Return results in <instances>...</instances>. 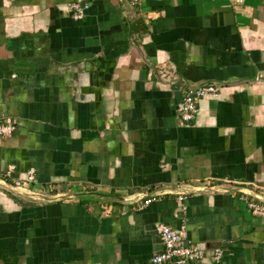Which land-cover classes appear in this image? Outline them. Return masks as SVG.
<instances>
[{
  "label": "crops",
  "instance_id": "crops-1",
  "mask_svg": "<svg viewBox=\"0 0 264 264\" xmlns=\"http://www.w3.org/2000/svg\"><path fill=\"white\" fill-rule=\"evenodd\" d=\"M75 1L0 0V264H264V0Z\"/></svg>",
  "mask_w": 264,
  "mask_h": 264
},
{
  "label": "built area",
  "instance_id": "built-area-1",
  "mask_svg": "<svg viewBox=\"0 0 264 264\" xmlns=\"http://www.w3.org/2000/svg\"><path fill=\"white\" fill-rule=\"evenodd\" d=\"M142 0H129L132 7H139ZM68 10L75 20L83 19L85 6L82 1L76 0L70 3ZM218 85L202 84L187 92L177 105V116L181 123H191L197 113V102L205 97H215L218 93ZM13 125L0 119V136H8L13 130ZM34 182V169H29L24 180H17L14 186L30 191L31 184ZM147 202H145L146 204ZM247 208L251 214L264 218V205L259 202H248ZM160 238L162 250L150 258L151 264H183L186 260L200 259L203 256L202 251L194 246L183 245L184 229L178 231L172 230L166 225H158L156 228ZM221 252L216 250L214 253L215 260L219 258Z\"/></svg>",
  "mask_w": 264,
  "mask_h": 264
},
{
  "label": "water",
  "instance_id": "water-1",
  "mask_svg": "<svg viewBox=\"0 0 264 264\" xmlns=\"http://www.w3.org/2000/svg\"><path fill=\"white\" fill-rule=\"evenodd\" d=\"M0 183H1V185L5 186V187L13 189L17 193H21V194L25 195L26 197L37 198V199H41L43 201L49 200L47 197H44V196L39 195V194L26 193V191L24 192L23 189H20V188H18L16 186H11L8 183H6V181L1 180ZM219 189L220 188H216L214 190H219ZM198 190L199 191H207V189H203V188H199ZM223 190L226 191V192L232 191V189H223ZM257 199H259L260 201L264 202V196L263 195H258Z\"/></svg>",
  "mask_w": 264,
  "mask_h": 264
},
{
  "label": "rangeland",
  "instance_id": "rangeland-1",
  "mask_svg": "<svg viewBox=\"0 0 264 264\" xmlns=\"http://www.w3.org/2000/svg\"><path fill=\"white\" fill-rule=\"evenodd\" d=\"M25 191V190H24ZM27 193H29V192H27Z\"/></svg>",
  "mask_w": 264,
  "mask_h": 264
}]
</instances>
